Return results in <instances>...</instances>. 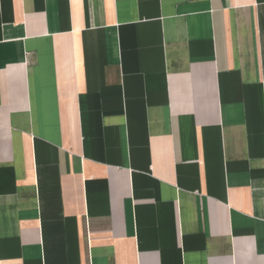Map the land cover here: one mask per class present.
<instances>
[{
  "label": "crops",
  "instance_id": "obj_1",
  "mask_svg": "<svg viewBox=\"0 0 264 264\" xmlns=\"http://www.w3.org/2000/svg\"><path fill=\"white\" fill-rule=\"evenodd\" d=\"M0 264H264V0H0Z\"/></svg>",
  "mask_w": 264,
  "mask_h": 264
}]
</instances>
